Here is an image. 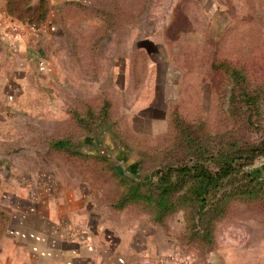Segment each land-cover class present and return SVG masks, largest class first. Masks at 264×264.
<instances>
[{"label":"rangeland","instance_id":"374dc122","mask_svg":"<svg viewBox=\"0 0 264 264\" xmlns=\"http://www.w3.org/2000/svg\"><path fill=\"white\" fill-rule=\"evenodd\" d=\"M37 2L8 3L16 19L37 21L39 10L26 9ZM54 2L44 17L52 14L56 25L41 52L48 66L33 72L16 106L0 115L8 163L79 170L77 178L109 202L142 180L148 192L158 167L185 161L195 146L186 134L213 151L233 141L264 146V0ZM45 20L32 24L37 32L47 30ZM225 60L247 77L257 95L252 108H228L237 81L214 66ZM83 134L94 143L75 144ZM60 136L73 140L75 157L54 147ZM249 161L241 171L264 178V148ZM179 200L158 221L153 202L126 208L132 219H145L158 262L264 264V191L231 195L222 213H198Z\"/></svg>","mask_w":264,"mask_h":264},{"label":"crops","instance_id":"0c3cea01","mask_svg":"<svg viewBox=\"0 0 264 264\" xmlns=\"http://www.w3.org/2000/svg\"><path fill=\"white\" fill-rule=\"evenodd\" d=\"M53 4L50 0L49 6ZM12 21L19 31H10ZM54 22L49 14L47 30L37 32L12 17L0 0V115L16 106L33 72L48 66L41 52ZM3 123L0 119V126ZM3 139L0 136V264H161L145 219H132L127 207L116 208L114 201H100L92 182L77 178L79 170L8 163ZM62 153L75 157L70 151Z\"/></svg>","mask_w":264,"mask_h":264},{"label":"trees","instance_id":"16d2710c","mask_svg":"<svg viewBox=\"0 0 264 264\" xmlns=\"http://www.w3.org/2000/svg\"><path fill=\"white\" fill-rule=\"evenodd\" d=\"M8 2L9 0H5L6 9L13 16V13L10 12L13 8ZM49 3L50 0H38L35 5H27V10H39L36 17L34 13L31 14L37 21L27 19H22V21L31 25L43 22ZM13 17L15 18V16ZM214 66L220 67L237 81L228 92V108L230 111L237 113L236 109L241 107L240 103L245 104L246 108H252V105L257 101V95L245 83L247 77L243 71L231 67L232 65L227 60L220 61ZM247 116L250 117L251 113H247ZM186 135L189 136L187 137L188 140H191L193 145L195 144L192 149L193 153L179 164L158 167L155 172L157 175L156 180L152 181V185L148 187L146 193L142 192L140 188V183L143 180L135 184L131 183L133 185H130L114 201L113 204L116 208L127 207L131 204V201L145 199L148 202H153L156 207L157 211L154 219L158 221L164 213L171 210L177 197L180 198L179 201L191 202L197 205L198 213L207 209L222 213L226 208L223 204H226V199L231 195L253 196L264 191V178L253 176L251 171H241V166L246 162H250L249 160H251L254 152L263 150V145H250V143L239 145L238 142L233 141L226 147L213 151L203 143L195 142V137L191 134ZM95 139L93 135L83 134L76 138L75 144L91 145ZM52 144L55 145V148H59V151L72 152L69 146L74 142L66 136H60L54 139ZM238 172H241L242 176L246 178L244 179L245 183L237 182Z\"/></svg>","mask_w":264,"mask_h":264},{"label":"built area","instance_id":"2783aa9c","mask_svg":"<svg viewBox=\"0 0 264 264\" xmlns=\"http://www.w3.org/2000/svg\"><path fill=\"white\" fill-rule=\"evenodd\" d=\"M19 24L15 21H12L10 24H9V29L10 31L12 32H17L19 31ZM170 262L167 263V264H189L188 260L186 258H179V259H170L169 260Z\"/></svg>","mask_w":264,"mask_h":264}]
</instances>
